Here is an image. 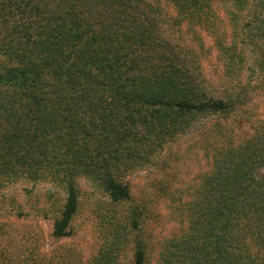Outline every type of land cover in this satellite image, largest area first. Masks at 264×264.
<instances>
[{
  "label": "trees",
  "instance_id": "1",
  "mask_svg": "<svg viewBox=\"0 0 264 264\" xmlns=\"http://www.w3.org/2000/svg\"><path fill=\"white\" fill-rule=\"evenodd\" d=\"M201 31L219 90L199 71ZM255 89L264 94V0H0V217L26 215L8 190L18 185L56 241L75 234L83 186L115 206L100 211L84 261L1 222L0 264H264V119L246 107ZM195 153L198 173L180 179ZM150 167L174 206L154 244L145 204L116 210L131 197L125 178Z\"/></svg>",
  "mask_w": 264,
  "mask_h": 264
},
{
  "label": "rangeland",
  "instance_id": "2",
  "mask_svg": "<svg viewBox=\"0 0 264 264\" xmlns=\"http://www.w3.org/2000/svg\"><path fill=\"white\" fill-rule=\"evenodd\" d=\"M173 15L174 12L172 10L167 11V16ZM162 16L165 17L164 13H162ZM162 26L167 28L165 30L166 35L170 34L174 37L177 36L172 28L167 27V24H163ZM201 32L205 44L203 45L207 48L209 54L206 57H203L202 55L198 56L199 71L205 78L206 83L209 85L211 84L214 89L219 90L222 83V72L216 59V52L213 47L212 38L206 31ZM185 39L187 43H191L190 37H186ZM246 107L255 117L264 119V94L257 89H255V91L249 90V92L246 93ZM241 130L246 134L251 133L248 124L245 122ZM184 148L185 146L183 144H179L177 152L184 153ZM182 160H185V158H182ZM169 161L170 167L174 168L175 163L173 162V159H169ZM201 163L202 161L200 160L199 155H196V153L191 155L184 165H179L178 175L180 179L182 178L185 181L191 180L192 177L198 173V168L201 167ZM166 171L168 172L169 170L167 169ZM164 179V173L160 170L156 171L152 167L148 170L129 175L125 180L130 187V200L125 205L116 207V210L119 211V215L123 209L129 205L140 206L145 204L147 206L148 211L144 215L141 229L143 235L152 241L151 244L163 239L173 228V223L168 220V218L171 217V211H174V206L172 205V201L160 192L161 185L165 184ZM178 186L180 185L177 179L170 188ZM25 187L26 186L24 185H18L10 189L8 188V190L10 191V194H12L11 196L14 197L13 204L15 206L20 205L26 215L18 219L13 215L7 214L6 216L0 217V223H9L8 226L14 229L16 233H23L24 231L31 232V235H34V232L37 233L40 236V243L42 244L41 251L43 252H48L49 250L62 245L71 246L81 253V259L84 261V258H87L89 254L93 252V248L97 245L96 237L100 232L102 224L100 211L103 208V213L107 209L115 206L112 205L110 207L109 202L107 199L103 198L102 195H99L88 186H83V192L85 190L86 198L83 200L81 211L76 218L75 234L70 239L56 241L50 237V221L43 219L42 216L35 214V212L30 209V204L35 202L34 196H26L25 191L30 190V186H27V188ZM44 190L45 188L42 186H37L33 189L34 192H43ZM30 199H32L31 203ZM96 200L97 202L95 203ZM0 201L4 202L3 204H0V207H8L9 204L6 203H8L9 200H2L0 195ZM173 204L176 205V203ZM99 205H102V207ZM13 211H17L16 208ZM126 252L129 256L130 249L128 248ZM129 258L130 257H125V263H127ZM125 263L124 261L120 262V264ZM149 264H155L154 259H152Z\"/></svg>",
  "mask_w": 264,
  "mask_h": 264
}]
</instances>
